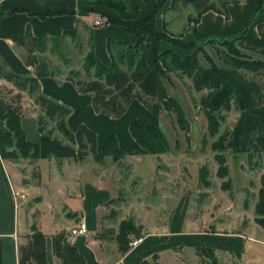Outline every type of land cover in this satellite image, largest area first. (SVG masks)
I'll use <instances>...</instances> for the list:
<instances>
[{
    "label": "crops",
    "instance_id": "obj_1",
    "mask_svg": "<svg viewBox=\"0 0 264 264\" xmlns=\"http://www.w3.org/2000/svg\"><path fill=\"white\" fill-rule=\"evenodd\" d=\"M135 1L138 7L137 20L148 18L153 11L152 2ZM236 1L238 2L232 1L233 3L227 5L228 19H225L221 14L208 11L202 15L198 23H192L191 28L184 31L179 40L183 44L194 42L202 43L200 46H203L212 39L219 41L234 39L242 32H245L247 37L257 38L258 27L264 24V6L261 9L259 0ZM169 8L170 6L167 7V10ZM85 10L84 0H0V66H5L7 70L21 77H33L38 80L44 96L70 109L66 120L69 129L75 132L76 128L83 124L96 133L98 153L110 135H114L119 149L126 156L123 162L137 170L135 163H138L141 157L147 154L133 140L129 132V125L138 119L156 124L157 117L148 112L138 100L133 101L119 119H113L106 113H94L89 95L79 94L70 80L64 79L58 82L52 76V63L46 52L38 55L39 60L34 66H29L22 60L23 49L13 44V39L25 36L27 30L33 37L38 38H59L65 31L76 30L83 47L79 53L81 60H84L83 57L88 52L87 41L90 38L94 56L104 66L110 65L111 57L107 48V40L121 42L128 39L135 43L136 38L132 37L127 28L121 25L106 24L91 28L93 17L85 13ZM162 14L159 12L149 22V26L155 31H161L163 28ZM113 18L118 20L119 16L113 14ZM158 48L160 52L171 50L181 57L190 55L188 52L177 50L166 42L160 43ZM250 54L253 59L264 62V55ZM209 55L218 68V70H212L210 63L202 56L207 64V66L201 65L204 71L202 76H210L216 87L215 91L210 94V105L213 109H218L223 102L230 100L229 110L231 113L237 114L226 147L234 152L235 157L238 154L248 157L250 153L246 150L250 146L254 128L257 126L259 133L264 136V76L260 72L253 73L229 68L217 56ZM148 56L147 64L152 67L154 64L152 48H150ZM70 67L77 70L71 65ZM59 69L62 77H65V74L70 70L62 65ZM205 93V91L199 92L200 95H203L202 98L205 97ZM20 127L26 141L36 143L39 147V160L30 163L32 171L35 169V172L38 173L39 180L38 183L32 182L29 175L22 172L20 162H8L0 156V264H18L19 243L22 242V237L30 233V226L33 225L29 216L32 207L27 206L28 201L33 198L38 199L37 203L33 205L39 216L35 226L44 234L46 264H61L53 255L52 244L53 236L61 231H65L67 241L75 245L78 253L84 257L86 264H111L105 253H101L102 245L97 240V235L100 232L101 219L107 217L109 209L112 208V205H105L116 199L120 193L118 185L120 170L116 163L109 157L105 158L103 163H95L91 156L79 161L76 158V147L66 143L57 132L48 135L38 130L35 115L24 116ZM164 156L167 154L161 155L160 159ZM226 160L228 167V159ZM151 166L153 169L155 168L154 161ZM239 166L244 180V186H240L241 189L252 185L251 178L253 176L264 175V164L261 173L257 169H246L244 160ZM229 178L233 187L230 170ZM88 189H91L94 195L91 198ZM76 202L86 205L87 209L78 208L75 206L76 204H73ZM43 208L49 216V225L46 230L42 224ZM98 211L102 212L99 224L90 228L86 223L87 215L94 212L97 214ZM76 219H80L78 223H75ZM79 223H85L87 233L83 236H72L71 230ZM202 229L204 230V228ZM261 231V237L264 238V230ZM212 235L218 238L234 239L237 243L236 251L238 252L236 253L242 259H239V263L243 264H252L246 259V256H249L252 261L258 256L254 251L256 243L264 246L263 239H254L248 233L243 237H228L218 233ZM144 243L143 237L142 243L135 248H139ZM229 253V257L234 260L235 254ZM149 256H151L150 251L142 250L137 253L132 248L124 256L114 259L112 264H136Z\"/></svg>",
    "mask_w": 264,
    "mask_h": 264
},
{
    "label": "rangeland",
    "instance_id": "obj_2",
    "mask_svg": "<svg viewBox=\"0 0 264 264\" xmlns=\"http://www.w3.org/2000/svg\"><path fill=\"white\" fill-rule=\"evenodd\" d=\"M84 1L86 10L93 11L88 13L93 17L91 28L94 27L92 26L94 20L101 21L103 26L109 24L107 15L113 18V14H117L118 20L113 19L122 20L116 10L98 5L99 0ZM117 1L127 2V0ZM173 1H175L174 7L167 10ZM151 2L154 17L159 12L163 13V28L161 31H156L159 36L146 35L150 44H153L155 39L158 46L160 43L166 42L177 50L188 52L190 55L196 53L200 56L201 65L207 66L201 54L202 49L199 48L202 43H195L192 48H188L179 40L182 33L191 28V20L196 13L192 6L183 5V0H151ZM79 44V35L74 41L66 37L63 43L50 44L46 53L55 68L59 69L62 65L61 59L58 58V54H60L69 58L72 61L71 66L77 71H82L83 60L79 57L77 49ZM220 46L225 49L232 47L231 44L224 46L218 42H210L204 44L203 48L205 54L216 56L214 49L220 48ZM52 47L56 51L55 55H52ZM184 58L181 57V59ZM152 66L154 67V64ZM160 69L164 73L161 81L167 93L181 105L190 130L186 134L179 129L174 113H160L156 124L161 128L165 139L168 140L169 153L167 156L162 159H157L154 155L142 156L139 162L135 163L138 171L126 162L116 164L120 170L118 175L120 177L118 184L120 193L118 199L116 198L117 202L113 203L112 208L108 211L109 216L113 209L116 213L115 216L111 219L105 217L100 221V232L97 235L100 237L97 240L102 245L101 253H105L111 264L114 263V259L124 256L132 248L137 253L142 250L150 251L151 256L136 264L144 260L148 264H210V260L201 259L196 253L197 249L206 247L214 249L218 264H241L242 262L239 263L242 260L241 256L236 253L238 252L236 251V241L226 237L218 238L212 234L243 237L248 233L254 239L264 240L261 237L262 228L254 222L256 217L254 206L258 200L261 177L253 176L251 178L252 185L241 189L240 186H244V180L239 166L244 160L246 169H257L261 173L264 164V154L260 151L262 148L260 146H257L256 149L252 148L248 157L241 154L235 157L234 152L229 149L221 152L223 158L228 159L227 164L231 171L233 187L229 174L225 179L218 178L217 153L213 150V144L224 134L227 135L224 144H227L237 114L230 111L224 112V120L220 123L217 133L211 134L201 104L203 95L192 88V82L188 78L178 77L172 72ZM260 73L264 76L263 72ZM9 87H11L10 84L0 80V96L5 95L3 88ZM23 96L25 98L22 103L25 108L31 109L28 105L32 104L31 100L25 95ZM18 161L22 166V172L27 173L32 182H36L37 180L33 179L31 161L20 158ZM153 161L155 172L151 166ZM201 169H203V175L207 174L200 184L199 171ZM88 190L91 198L94 195L91 189ZM37 200L36 198L30 199L27 205L32 207L29 216L33 224L38 221L39 217L37 209L33 206ZM73 204H76L75 206L78 208L87 209L86 205L79 202ZM101 216V211H98L97 214L96 212L89 213L86 223L90 228L95 227L99 224ZM211 219L213 220L210 221ZM79 220L76 219L75 223H78ZM42 224L46 230L49 225V216L44 208L42 209ZM127 228L130 229H128L127 238L122 237L121 239L125 243H119L117 241L119 234L121 231L126 232ZM143 237L145 243L139 248L136 249L130 245L134 240H142ZM254 246V251L258 256L254 258V261L249 259V256H246V259L252 264H263L264 246L259 243ZM229 252L235 254L234 260L229 257ZM153 254L157 255V260L153 259Z\"/></svg>",
    "mask_w": 264,
    "mask_h": 264
},
{
    "label": "trees",
    "instance_id": "obj_3",
    "mask_svg": "<svg viewBox=\"0 0 264 264\" xmlns=\"http://www.w3.org/2000/svg\"><path fill=\"white\" fill-rule=\"evenodd\" d=\"M144 1L148 2L151 0ZM231 3L233 2L230 0H183V5H191L196 12L191 20L192 23H198L202 15L208 11L221 14L225 19H228L227 5ZM97 4L116 10L120 14L122 17L121 21H116L110 15H107L109 24L121 25L127 28L129 34L136 38L135 43L130 42L128 39L121 42L108 39L107 48L111 57V64L104 66L94 56L92 43L89 38L87 41L88 52L83 57L82 71L72 69L70 67L72 61L58 54L62 66L64 68L68 67L70 70L65 74V77H62L61 70L51 64L52 76L58 82L64 79L70 80L79 94L89 95L94 113H106L114 119H119L129 105L133 101L138 100L156 117L163 112L174 113L177 126L188 134L190 125L184 117L181 105L167 93L161 81L164 73H162L160 68L165 69L166 72H172L178 77L188 78L192 82V88L197 93L206 92L201 104L208 129L211 134H216L220 123L224 120L223 113L230 111V100L223 102L218 109L211 107L210 94L215 91L216 87L213 85L210 76H202L204 71L198 54L192 53V55L181 59L179 55H176L171 50L160 52L155 39L154 43L150 44L146 38L149 34L159 36L149 26V22L154 18V13L152 11L148 18L138 21V7L135 0H127V2H118L117 0H105L103 2V0H99ZM174 5L175 1L171 3L170 8L174 7ZM259 5L262 9L264 0H259ZM91 12L93 11L85 10V13ZM245 34V32H242L234 39L229 40L223 39L219 41L212 39L207 41L206 44L210 42H218L224 46L231 44V48L225 49L220 46V48L214 49L217 58L225 66L247 72L264 73V62L253 59L250 54L264 55V24L259 25L257 38L247 37ZM77 35V31L74 30L65 31L59 38H38L33 37L30 31L27 30L25 36L14 38L13 44L23 49L22 60H24L25 64L34 66L39 60L38 55L47 52L50 44L63 43L66 37L74 41L77 39ZM194 44L192 42L185 44V46L192 48ZM81 46L79 44L77 47L79 53H81ZM150 48H152L154 55V67H149L147 64ZM199 48L202 49L201 54L210 63L212 70H218L211 56L208 53L205 54L203 46ZM55 54L56 51L53 49L52 55ZM0 80L11 86L3 88L5 95L0 96V156L3 160L19 162L18 158H20L23 160L28 159L32 163L39 160L38 145L27 142L20 127L21 120L27 115H35L37 117L38 130L41 133L53 135V133L57 132L66 143L74 145L77 149L76 158L79 161L91 156L95 163H103L104 159L109 157L112 158L114 163L120 164L125 159L126 156L119 149L114 135H110L98 153L96 133L83 124L79 125L75 132L69 129L66 120L70 109L44 96L38 80L35 78L21 77L7 70L5 66H0ZM23 95L31 100L32 104H28L31 109L25 108L22 103L23 98H25ZM129 132L133 140L137 142L138 146L147 155H154L159 159L161 155L167 154L169 151L168 140L165 139L161 128L157 124H150L143 119L134 120L129 125ZM225 137H227L226 134L218 138L219 140L213 144V150L217 153L216 163L219 167L217 177L220 179H225L229 174L226 158L221 155V152L227 149L226 144H224ZM251 137L250 146L246 151L249 152L252 148L256 149L257 146H260L262 148L260 151L264 154V136L259 133L257 126L254 128ZM32 173L33 179L38 181L39 175L35 172V169ZM205 174L203 175V169L199 171L200 184ZM260 180L261 187L258 191V200L254 206L256 215L254 222L264 230V175L261 176ZM228 183H230L229 180ZM117 199L108 202L105 206L116 203ZM110 213L111 215L106 218L111 219L116 214L113 209ZM128 229L126 232L121 231L119 234L117 238L119 243H125L121 239L122 237L127 238ZM29 230L30 233L22 237V242L18 246V264H46L44 234L36 228L35 224L31 225ZM52 244L53 255L61 264H86L84 257L78 253L75 245L67 241L65 231L53 236ZM126 250L124 251L126 252ZM196 253L201 259L207 258L210 260V264H218L214 249L201 247L196 250ZM153 259L157 260V255H154ZM139 264L148 263L144 260Z\"/></svg>",
    "mask_w": 264,
    "mask_h": 264
},
{
    "label": "built area",
    "instance_id": "obj_4",
    "mask_svg": "<svg viewBox=\"0 0 264 264\" xmlns=\"http://www.w3.org/2000/svg\"><path fill=\"white\" fill-rule=\"evenodd\" d=\"M92 26L94 27H101L103 26V23L98 20H94L92 23ZM87 233V228L85 223H79L75 228L71 230V235L72 236H83ZM142 243L141 239L134 240L133 242L130 243L132 247H136Z\"/></svg>",
    "mask_w": 264,
    "mask_h": 264
}]
</instances>
